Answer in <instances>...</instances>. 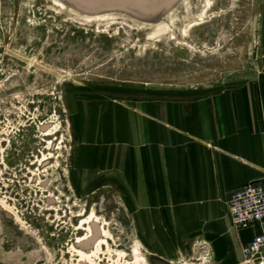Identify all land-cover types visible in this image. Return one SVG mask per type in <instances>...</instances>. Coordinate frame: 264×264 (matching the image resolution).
I'll list each match as a JSON object with an SVG mask.
<instances>
[{"label":"rangeland","instance_id":"374dc122","mask_svg":"<svg viewBox=\"0 0 264 264\" xmlns=\"http://www.w3.org/2000/svg\"><path fill=\"white\" fill-rule=\"evenodd\" d=\"M164 1L148 16L80 9L109 13L91 21L54 0H0V264L212 262L206 242L177 238L169 223L143 230L113 184L76 167L77 128L83 116L92 127L102 105L188 103L251 81L264 0ZM91 213L106 222L109 249L89 263L78 251L91 252L103 227L90 222L98 234L83 245Z\"/></svg>","mask_w":264,"mask_h":264},{"label":"crops","instance_id":"0c3cea01","mask_svg":"<svg viewBox=\"0 0 264 264\" xmlns=\"http://www.w3.org/2000/svg\"><path fill=\"white\" fill-rule=\"evenodd\" d=\"M260 53L251 81L235 87L188 103L102 105L92 127L83 116L78 176L96 183L87 174L99 173V183L113 184L138 209L143 230L169 223L177 238L206 242L210 264H241L242 247L260 229L234 231L224 206L233 190L264 182V30Z\"/></svg>","mask_w":264,"mask_h":264},{"label":"built area","instance_id":"2783aa9c","mask_svg":"<svg viewBox=\"0 0 264 264\" xmlns=\"http://www.w3.org/2000/svg\"><path fill=\"white\" fill-rule=\"evenodd\" d=\"M227 204L235 229H260V233L242 247L241 264H264V182H249L233 190Z\"/></svg>","mask_w":264,"mask_h":264},{"label":"water","instance_id":"95a60500","mask_svg":"<svg viewBox=\"0 0 264 264\" xmlns=\"http://www.w3.org/2000/svg\"><path fill=\"white\" fill-rule=\"evenodd\" d=\"M66 3L72 4L74 7L83 11H103L123 9L131 11L132 14L140 16H148L161 10L165 5L164 0H63ZM93 237L89 239L91 243L98 234L97 227L92 224ZM84 244V245H86Z\"/></svg>","mask_w":264,"mask_h":264},{"label":"bare ground","instance_id":"6f19581e","mask_svg":"<svg viewBox=\"0 0 264 264\" xmlns=\"http://www.w3.org/2000/svg\"><path fill=\"white\" fill-rule=\"evenodd\" d=\"M210 1V0H209ZM54 2L56 3V5H58L59 7H61V8H71V10L73 11V12H75V13H78V14H80V15H82V17H85V18H87V19H91V21H92V19H95V18H98L99 20H100V17H104L105 16V14H109V13H102V14H89V13H85V12H83V11H81L80 9H78V8H76V7H74L72 4H70V3H66V2H64L63 0H54ZM205 2V1H204ZM204 5V4H203ZM202 5V6H203ZM70 10V11H71ZM170 11L169 12H171V10H172V7H170V9H169ZM169 12L166 14V15H169ZM121 13H123V12H121ZM78 14H77V16H78ZM110 15H112V14H110ZM166 15H163V16H166ZM109 16V15H108ZM119 16V15H118ZM121 16V15H120ZM130 16V15H129ZM112 17V16H111ZM192 17V16H191ZM85 18H83V19H85ZM108 18V17H107ZM76 19V18H75ZM109 19H111V18H109ZM77 20V19H76ZM88 20V21H89ZM195 20V19H194ZM202 20V19H201ZM79 21H81V20H79ZM84 21V20H83ZM87 21V22H88ZM96 22H97V20H95ZM102 21V20H101ZM139 22V21H138ZM150 24V23H149ZM164 24V23H163ZM142 25V24H141ZM173 25H175V24H173ZM197 24L194 22L193 24H191V27H195ZM138 26V25H137ZM158 26V25H157ZM153 32V31H152ZM147 36H149V35H147ZM153 42V41H152ZM90 222L92 223H98V222H100V224H103V227H102V229H101V233H102V235H101V237L100 238H98L97 239V241L95 242V244H94V247H93V249H92V251L91 252H89V253H86V252H82V251H78L79 252V254H80V256H81V258L83 259V260H87L89 263H92L91 262V257L92 256H94V255H96L97 254V252L98 251H101L102 250V246L103 245H105V246H107V248L109 249V246H108V242L104 239V238H107L108 236H109V233H108V231L106 230V228H105V226H106V222L105 221H99V219H97V217L93 214V213H91L90 214V216L89 217H87V218H84L83 220H81V225L82 226H84L85 224H87V228H88V231H89V233L91 234L92 232H93V230H92V228H91V226H90ZM92 225V224H91ZM92 235V234H91ZM89 238V236H88V234L86 235V238H82V237H79L78 238V243H80V242H82V241H85V240H87ZM90 239V238H89ZM88 242H89V240H88ZM84 245V244H83ZM86 246H87V244H86ZM90 246V245H89ZM85 247V246H84ZM83 247V248H84ZM135 252H137V250H135ZM119 256L120 257H124L125 256V252H119ZM80 258V259H81ZM81 264H85V262L84 263H81Z\"/></svg>","mask_w":264,"mask_h":264}]
</instances>
